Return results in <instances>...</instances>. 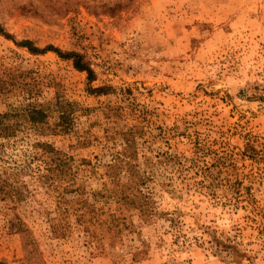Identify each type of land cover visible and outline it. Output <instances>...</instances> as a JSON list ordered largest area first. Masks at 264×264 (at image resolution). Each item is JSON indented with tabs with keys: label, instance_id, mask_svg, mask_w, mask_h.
<instances>
[{
	"label": "rangeland",
	"instance_id": "obj_1",
	"mask_svg": "<svg viewBox=\"0 0 264 264\" xmlns=\"http://www.w3.org/2000/svg\"><path fill=\"white\" fill-rule=\"evenodd\" d=\"M0 29V261L264 264V0H0ZM57 99L67 130L15 111Z\"/></svg>",
	"mask_w": 264,
	"mask_h": 264
},
{
	"label": "trees",
	"instance_id": "obj_2",
	"mask_svg": "<svg viewBox=\"0 0 264 264\" xmlns=\"http://www.w3.org/2000/svg\"><path fill=\"white\" fill-rule=\"evenodd\" d=\"M1 31L2 29H0V32ZM17 44L20 46L26 47L33 54H44L49 51H54L62 58L72 59L74 66L77 69L87 72L89 82H92L94 80V76H95L94 70L87 63V61L84 60V56L80 53H77L75 51H63L62 49H60L59 47H55L54 45H48L44 48H40V47H37L34 44V42L31 40H24V41L18 42ZM88 90L92 92H101L104 90V88L89 87ZM62 104H63L62 101L57 99L55 103L56 109L52 107L53 110H51L50 108V105L52 106L51 103H48V105H46V104H41L37 102H29L20 108H16L15 111L18 112L20 109L32 123H48L54 111L57 110V105H58L59 106V121H57L56 127H60L61 130H67V128H69L70 126V124L66 123L65 121L68 118V113L63 111ZM7 117H10L9 113L0 115V118H7ZM3 123L4 121L0 120V133L8 135L9 133H11V132L8 133V130L10 129V127L8 126L5 127ZM0 264H6V263L0 261Z\"/></svg>",
	"mask_w": 264,
	"mask_h": 264
}]
</instances>
